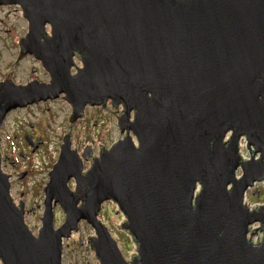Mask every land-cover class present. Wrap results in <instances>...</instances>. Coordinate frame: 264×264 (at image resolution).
Returning a JSON list of instances; mask_svg holds the SVG:
<instances>
[{"label":"water","instance_id":"water-1","mask_svg":"<svg viewBox=\"0 0 264 264\" xmlns=\"http://www.w3.org/2000/svg\"><path fill=\"white\" fill-rule=\"evenodd\" d=\"M14 5L28 22L15 64L31 55L51 79L0 82V135L16 109L64 98L72 113L37 235L0 144V264H64L81 222L100 264H264V204L246 201L264 183V0H0ZM88 106L123 135L98 156L72 147ZM106 202L126 218L130 260L100 218Z\"/></svg>","mask_w":264,"mask_h":264},{"label":"rangeland","instance_id":"rangeland-1","mask_svg":"<svg viewBox=\"0 0 264 264\" xmlns=\"http://www.w3.org/2000/svg\"><path fill=\"white\" fill-rule=\"evenodd\" d=\"M27 32L28 22L22 16L20 7L4 6L0 9V81L10 72H13L17 84H26L34 79L41 82L50 81L48 71L33 56H27L15 64L19 54V39ZM76 63L78 66L82 65L79 60H76ZM72 72L75 73L76 69L73 68ZM107 109L111 110L112 105ZM117 110L121 112L122 106ZM71 113L72 106L64 98L16 109L10 112L5 120L8 133L6 140L0 135L3 170L15 174L11 179L12 195L17 203L21 199L26 203L25 220L36 235L42 225L40 217L44 212L43 189L49 180V172L58 160L63 137L70 133ZM85 114V118L78 120L71 133L72 147L80 153L89 147L94 155L98 156L99 145L109 148L123 137L113 113L101 107L88 106ZM29 135L35 143L40 141L36 148L28 143L26 136ZM242 153L249 156L246 146L242 147ZM90 166L91 162L84 161L85 170ZM23 171H28L27 176L21 177ZM70 186L75 187L74 180L70 182ZM254 189L259 195L253 193ZM254 189L247 192L248 203L264 204V184H257ZM100 217L118 241L125 258L130 260L132 255L137 254L136 243L121 227V222L126 220L123 213L114 203L106 202L102 205ZM64 221L65 214L60 206H57L55 226L62 225ZM94 234V229L88 223L81 222L78 233L75 232L70 239L64 241V264H100L95 253L87 252L84 244ZM261 235L260 232L250 237L254 242H258Z\"/></svg>","mask_w":264,"mask_h":264},{"label":"flooded vegetation","instance_id":"flooded-vegetation-1","mask_svg":"<svg viewBox=\"0 0 264 264\" xmlns=\"http://www.w3.org/2000/svg\"><path fill=\"white\" fill-rule=\"evenodd\" d=\"M4 79H5V78H4ZM4 79H3V80H4ZM3 80H2V81H3ZM0 82H1V81H0ZM45 103H46V102H45ZM28 107H30V106H28ZM28 107H26V108H28ZM26 138H27V141H28V138H31L32 140H34L30 135H29V136H26ZM32 145L34 146L35 144L33 143ZM23 172H24V173H22V174H24V175L27 176V172H28V171H23ZM19 173H20V172H19ZM22 174H21V175H22ZM11 175H12V176H15L14 173H12Z\"/></svg>","mask_w":264,"mask_h":264}]
</instances>
